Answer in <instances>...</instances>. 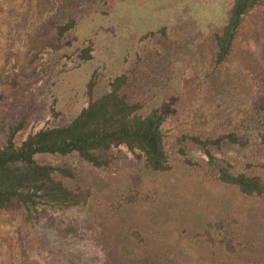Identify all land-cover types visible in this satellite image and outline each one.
Instances as JSON below:
<instances>
[{"label":"rangeland","instance_id":"rangeland-1","mask_svg":"<svg viewBox=\"0 0 264 264\" xmlns=\"http://www.w3.org/2000/svg\"><path fill=\"white\" fill-rule=\"evenodd\" d=\"M53 1L0 0V149L17 126L21 141L71 121L89 103L92 79L96 99L114 77L128 72L129 100H140L147 112L168 117L166 149L173 170L147 172L124 150L115 152L113 172L93 170L76 156L39 157L41 163L70 168L75 179H58L73 190L92 189L94 202L50 211L39 222H27L20 208L0 212V264H104L98 244L107 254L115 255L123 243L146 254L145 236H194L190 211L214 218L224 212L214 198L240 205L242 197L213 180L203 152L188 144L187 154H181L178 139L186 134L203 139L231 132L245 136L250 140L245 149L224 147L216 154L232 168L264 178V146L247 128L255 122L264 129V112L258 109L264 100V8L245 19L232 59L213 72V49L206 41L197 50L181 48L175 34L168 44L139 42L154 20H162L161 0L72 3L78 26L60 40L54 24L61 21L49 15ZM89 41L94 58L83 62L73 54ZM210 73L212 79L205 81ZM131 193L138 201L127 205ZM196 202L203 206L192 205ZM242 202L253 210L249 220L264 227V203ZM132 236H142L140 247ZM96 249L97 259H87L84 253Z\"/></svg>","mask_w":264,"mask_h":264},{"label":"trees","instance_id":"trees-1","mask_svg":"<svg viewBox=\"0 0 264 264\" xmlns=\"http://www.w3.org/2000/svg\"><path fill=\"white\" fill-rule=\"evenodd\" d=\"M85 1L54 0L51 3L49 15L53 13L61 21L54 24L59 40L76 30L78 20L71 9L75 2ZM151 1L165 2L161 5L164 16L156 23L153 21L155 24L139 42L146 39L168 44L170 34H175L181 48L197 50L206 41L213 49V72L232 59L245 19L264 8V0ZM93 45L89 41L73 55L83 62L92 61ZM167 57L168 53L161 61ZM209 79H212L211 73L205 76V81ZM131 81V73L123 72L110 81L106 93L93 99L96 81L92 79L87 86L90 101L71 121L40 129L21 141L16 139L21 126L11 129L6 145L0 149V212L20 208L27 222H39L50 211L84 208L94 202L92 189L73 190L58 179V176L75 179L76 174L70 168L41 163L39 157L42 156H76L93 170L113 172L118 163L115 152L124 150L147 172L161 175L171 172L173 166L166 149L168 117L156 110L147 112L140 100L131 102L125 93ZM258 109L264 112V100ZM247 128L252 135L258 134L264 146L263 126L254 122ZM249 142L247 137L236 132L214 139L189 134L180 137L179 152L186 155L188 144L198 147L209 168L214 170L213 180L242 197L240 205L214 198L224 212L214 218L212 214L205 216L199 211L201 216L198 211H190L196 231L194 236H145L148 239L143 247L146 254L123 243L115 256L107 254L98 244L97 249L104 253V264H264V227L259 221L249 220L253 217L249 212L253 210L242 202L264 203V178L254 172L236 170L216 154L224 147L245 149ZM186 162L191 163L190 160ZM125 201L127 205L134 204L138 198L131 193ZM192 205L199 208L203 202ZM181 211L186 212L185 209ZM185 219L181 217L180 221ZM181 231L187 232L184 228ZM132 240L137 246L143 241L142 236H132ZM97 249L84 255L95 260Z\"/></svg>","mask_w":264,"mask_h":264}]
</instances>
